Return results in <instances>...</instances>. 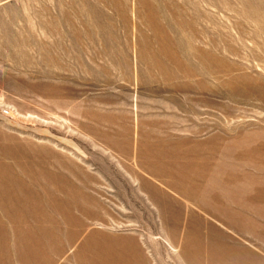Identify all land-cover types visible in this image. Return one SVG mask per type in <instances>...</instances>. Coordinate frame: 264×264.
Masks as SVG:
<instances>
[{
	"label": "rangeland",
	"instance_id": "374dc122",
	"mask_svg": "<svg viewBox=\"0 0 264 264\" xmlns=\"http://www.w3.org/2000/svg\"><path fill=\"white\" fill-rule=\"evenodd\" d=\"M0 264H264V0H0Z\"/></svg>",
	"mask_w": 264,
	"mask_h": 264
},
{
	"label": "bare ground",
	"instance_id": "6f19581e",
	"mask_svg": "<svg viewBox=\"0 0 264 264\" xmlns=\"http://www.w3.org/2000/svg\"><path fill=\"white\" fill-rule=\"evenodd\" d=\"M188 54V53H187ZM200 55V54H199ZM199 57V56H198ZM181 59V58H180ZM197 59V58H196ZM185 60V59H184ZM199 64V63H198ZM204 64V63H203ZM204 66V65H203ZM177 68V67H176ZM206 68V67H205ZM204 68V69H205ZM206 70V69H205ZM187 71V70H186ZM185 71V72H186ZM184 72V71H183ZM179 73V72H178ZM193 73V72H192ZM208 73H210V72H208ZM177 74V73H176ZM193 74H195V73H193ZM191 75V74H190ZM197 75V74H196ZM179 76V75H178ZM177 77V76H176ZM215 78V77H214ZM187 86V85H186ZM230 88V87H229ZM200 89V88H199ZM229 90V89H228ZM190 94V93H189ZM232 94V93H231ZM216 98V97H215ZM179 164V163H178ZM198 209V208H197ZM191 245V244H190ZM191 248V247H190ZM97 258V257H96Z\"/></svg>",
	"mask_w": 264,
	"mask_h": 264
}]
</instances>
